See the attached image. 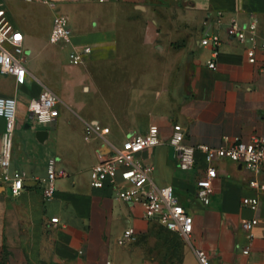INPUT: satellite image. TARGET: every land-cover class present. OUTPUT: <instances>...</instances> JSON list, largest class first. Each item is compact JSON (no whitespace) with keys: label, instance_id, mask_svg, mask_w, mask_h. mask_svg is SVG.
Returning a JSON list of instances; mask_svg holds the SVG:
<instances>
[{"label":"crops","instance_id":"1","mask_svg":"<svg viewBox=\"0 0 264 264\" xmlns=\"http://www.w3.org/2000/svg\"><path fill=\"white\" fill-rule=\"evenodd\" d=\"M6 1L0 0V9L23 35L27 76L17 85L13 75L0 74V96L17 101L21 137L13 142L9 171L24 175L18 195L0 182V264H200L194 248L205 250L211 264H264V189L250 185L254 177L264 184V164L254 176L229 159L215 161L214 189L205 205L195 196L203 155L197 152L195 166L182 170L168 143L173 123L182 125L187 145L264 136V52L256 49V61L249 63L247 44L229 34L231 23L255 20L258 40L264 38V0H57L72 43L90 46L78 65L68 61L70 44L49 42L54 11L48 4L21 0L49 8L41 21L35 13L15 14ZM205 33L222 38L215 69L207 66L210 49L200 43ZM172 65L180 71L172 72ZM44 89L58 97L59 116L41 128L24 127L29 100ZM89 123L109 131L87 136ZM152 124L162 143L138 158L152 165V182L172 186L193 217L190 241L146 219L141 205L89 183L106 140L120 144ZM50 157L65 175L45 197ZM243 197H257L258 208L244 206ZM252 217L257 224L249 239L241 223ZM127 227L136 238L119 245Z\"/></svg>","mask_w":264,"mask_h":264},{"label":"built area","instance_id":"2","mask_svg":"<svg viewBox=\"0 0 264 264\" xmlns=\"http://www.w3.org/2000/svg\"><path fill=\"white\" fill-rule=\"evenodd\" d=\"M39 1L48 4L54 11L53 24L49 36L52 44H70L68 55L70 64L78 65L90 52L88 45H75L71 41L69 19L56 5L57 0H24ZM255 20L244 26L235 22L230 24L229 34L240 43H246L245 52L249 63L256 61L255 51L264 52V38L258 40ZM23 35L10 23L6 10L0 9V74L13 75L15 83L21 85L25 82L27 69L25 66L26 54L23 47ZM222 38L217 33H205L200 43L208 47L211 57L207 66L216 68L215 58L218 54ZM59 99L49 89H44L40 95L31 98L27 104V127L48 125L56 121L59 116ZM17 101L14 97L0 96V117L4 118V128L0 133V182L8 183L13 195H18L23 188L24 175L19 170L9 171L13 153V137L16 129ZM108 127H101L98 123H89L86 135L106 134ZM184 129L178 123L172 124L171 135L168 143L177 154L178 167L190 170L195 166L196 153L200 152L206 163L205 169L196 179L195 196L203 204H208L210 194L214 189V179L217 169L214 162L219 159H229L244 166L254 176L258 175L261 165L264 164V136L254 137L250 141H243L235 137L231 143L219 146H210L204 143L187 145L183 142ZM162 143L159 127L152 124L142 134H132L120 144L106 140L104 145L107 151H99L97 161L89 170V183L94 188L108 187L116 196L130 204H139L143 208L146 219L159 221L166 229L176 232L185 241H190L193 230V217L174 196L173 187L170 185L156 186L151 180L152 165L143 163L138 154L145 149L155 147ZM56 158L47 160V175L41 188L42 194L49 197L55 192V181L64 176L65 172L57 168ZM252 187L264 189V184L258 183L255 177L250 181ZM242 204L251 210L259 206L257 197H243ZM57 217H52L51 222H57ZM257 218L244 220L241 227L249 239L253 236V228ZM135 231L127 227L120 238L119 245H125L135 240ZM249 249L245 247L243 253ZM195 255L200 264H211L205 250L194 248ZM105 264H110L107 260Z\"/></svg>","mask_w":264,"mask_h":264},{"label":"rangeland","instance_id":"3","mask_svg":"<svg viewBox=\"0 0 264 264\" xmlns=\"http://www.w3.org/2000/svg\"><path fill=\"white\" fill-rule=\"evenodd\" d=\"M7 6L8 8L12 11L15 12V14H19L21 12H31V13H35L36 15H38L40 18H41V21L43 19H45L47 21L48 19V14H50V10L47 6H44V5H39V4H36V3H25V2H22L21 0H7ZM62 10L64 11V6L62 4L61 6ZM65 12V11H64ZM55 45H59V44H55ZM176 55H171L169 56L170 58H175ZM184 58V57H183ZM172 67L173 71L172 72H179L180 71V65H172L170 66ZM178 68V69H177ZM193 70V69H192ZM192 70L190 71L191 74H192ZM8 88H10L8 86ZM17 109H16V117H17ZM21 114V113H20ZM28 115V114H27ZM28 119V118H27ZM70 121H68V126H70L69 123ZM27 124V121L23 124V126L25 127V125ZM37 128H41V126L43 125H36ZM45 126V125H44ZM28 130V129H27ZM23 131L25 130H22L21 133H23ZM21 138L20 136H18L17 134V130L15 129L14 131V137H13V142H15L17 139ZM84 141V140H83ZM83 141H80L79 143H81L80 145H83Z\"/></svg>","mask_w":264,"mask_h":264},{"label":"water","instance_id":"4","mask_svg":"<svg viewBox=\"0 0 264 264\" xmlns=\"http://www.w3.org/2000/svg\"><path fill=\"white\" fill-rule=\"evenodd\" d=\"M3 128H4V118L0 117V133L3 131Z\"/></svg>","mask_w":264,"mask_h":264}]
</instances>
